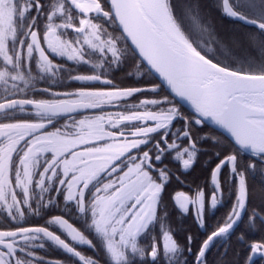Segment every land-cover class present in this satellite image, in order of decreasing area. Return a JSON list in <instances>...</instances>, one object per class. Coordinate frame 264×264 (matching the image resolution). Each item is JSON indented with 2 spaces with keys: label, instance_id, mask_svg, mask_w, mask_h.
I'll return each instance as SVG.
<instances>
[{
  "label": "snow or ice",
  "instance_id": "snow-or-ice-1",
  "mask_svg": "<svg viewBox=\"0 0 264 264\" xmlns=\"http://www.w3.org/2000/svg\"><path fill=\"white\" fill-rule=\"evenodd\" d=\"M180 4L0 0V264H210L213 247L212 264L264 261V0L188 5L216 42L201 14L243 32L246 65L210 56ZM129 59L152 79L117 84Z\"/></svg>",
  "mask_w": 264,
  "mask_h": 264
},
{
  "label": "trees",
  "instance_id": "trees-1",
  "mask_svg": "<svg viewBox=\"0 0 264 264\" xmlns=\"http://www.w3.org/2000/svg\"><path fill=\"white\" fill-rule=\"evenodd\" d=\"M192 3V0H181V4L178 10L184 20L185 26L189 28L192 32L193 38H196L204 44L209 52L210 56H215L216 59L221 61H230L238 63L240 65H246L249 62V55H252L249 44L245 39L243 32H234L232 29L234 27L233 22L228 18L221 16L218 12H212L211 16L207 14H201L202 21L208 24L212 29H214V34L219 42L214 41L207 32L197 28L191 19L192 13L188 11V5ZM234 39L238 43L234 42ZM88 66H85V71H87ZM114 75L115 81L120 86H140V82L144 80L152 79L151 76L144 73L136 62L132 59H129L124 65L121 66V69ZM63 80H67L62 75ZM76 83L71 84H60L56 87V90H66L78 87ZM143 97H135L129 99L130 103L138 104L139 100ZM187 110L186 108H184ZM63 121H60L62 123ZM32 221H35L36 218L32 217ZM250 240H255L253 234H249ZM215 248V247H214ZM213 248V250H214ZM247 249L244 250L246 253ZM212 252V251H211ZM210 252V253H211ZM41 256L49 259H65V256L59 250L49 248L47 251H40L38 253ZM217 252H212L208 260L212 262L215 260ZM78 264V262H77Z\"/></svg>",
  "mask_w": 264,
  "mask_h": 264
},
{
  "label": "flooded vegetation",
  "instance_id": "flooded-vegetation-1",
  "mask_svg": "<svg viewBox=\"0 0 264 264\" xmlns=\"http://www.w3.org/2000/svg\"><path fill=\"white\" fill-rule=\"evenodd\" d=\"M69 67H72L71 64H69ZM88 69V68H87ZM80 71H85V66H81ZM116 74V73H115ZM114 74V75H115ZM64 75V78L67 79V74H62ZM74 89V88H72ZM70 90V89H69ZM128 103L129 100H128ZM130 104H133V103H130ZM109 110H114V109H106V111H109ZM205 131H207V129H205ZM206 147H209L211 149V145H205ZM211 155V151L207 152V153H201L200 154V163L197 164V167H196V170L194 172V179H195V182H200L201 180H203L204 177H206L210 171V168L211 167H214L215 163L218 162L216 160H213L211 165L209 166V168H203L202 165H203V162L207 159L208 156ZM174 190H184V191H188L187 189H180V187L178 185H173V186H170L169 188V194L171 192H173ZM166 201L168 200V197L166 195L165 197ZM169 203V209L171 210V202L168 201ZM228 208H230V200L226 197L225 198V203L222 207H218L217 210H215V215L211 217V221L210 222H214L215 220L219 219V218H222L226 211L228 210ZM172 223L175 225L176 224V220H175V214L173 213L172 217H170ZM185 225L187 226H190L191 227V230L194 234H197V229L196 227L192 224V218L191 216L187 217L184 221ZM249 234H253L254 235V238L255 240L259 239L260 238V234L259 233H249ZM202 239V237H200ZM177 239L181 242V243H184V239H183V234H179L177 236ZM220 242L218 241L217 242V245L219 246ZM214 248V247H213ZM78 250H81L82 252H84L86 255H93V250L88 248L87 246H80L78 248ZM212 252H217V247L214 248V250L212 249L211 250ZM210 251V252H211ZM208 253V257H210V254L212 253ZM210 264H211V260H209ZM256 264H264V261L262 260H256Z\"/></svg>",
  "mask_w": 264,
  "mask_h": 264
},
{
  "label": "water",
  "instance_id": "water-1",
  "mask_svg": "<svg viewBox=\"0 0 264 264\" xmlns=\"http://www.w3.org/2000/svg\"><path fill=\"white\" fill-rule=\"evenodd\" d=\"M129 43H130V42H129ZM180 103H181V105H182L184 108H186L187 110L189 109V106H188L185 102L180 101Z\"/></svg>",
  "mask_w": 264,
  "mask_h": 264
},
{
  "label": "rangeland",
  "instance_id": "rangeland-1",
  "mask_svg": "<svg viewBox=\"0 0 264 264\" xmlns=\"http://www.w3.org/2000/svg\"><path fill=\"white\" fill-rule=\"evenodd\" d=\"M194 39L197 40L201 44L202 47H204L205 49H207V47L204 46V44L202 43V41H200V40H198L196 38H194Z\"/></svg>",
  "mask_w": 264,
  "mask_h": 264
}]
</instances>
